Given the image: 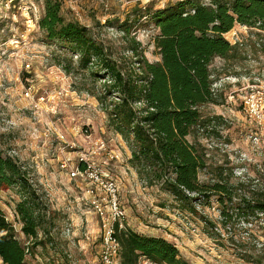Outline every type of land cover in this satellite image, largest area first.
<instances>
[{"label":"rangeland","instance_id":"1","mask_svg":"<svg viewBox=\"0 0 264 264\" xmlns=\"http://www.w3.org/2000/svg\"><path fill=\"white\" fill-rule=\"evenodd\" d=\"M30 1L22 3L30 5ZM32 1L36 9L30 13L3 12L8 17L0 35V151L29 169L46 192L48 206L39 230L38 240L43 243L36 245L22 231L16 211L21 195L16 188L0 189V208L16 236L31 248L25 264H103L101 221L90 206L87 186L63 167L77 164L84 152L99 147V141L105 146L97 151V162L121 181L125 227L166 238L190 264H264L263 214L246 217L244 207L236 209L228 199L224 205L216 194L210 199L202 196L193 213L161 184L148 185L139 176L131 163V145L110 126L96 96L105 92L112 76L95 58L82 68L79 54L51 40L39 25L46 0ZM170 1L179 0H62L61 13L66 21L85 25L104 44L111 60L126 69L133 63L137 66V57L124 27H130L131 37L141 42L140 54L152 62L160 60L152 13ZM226 37L236 47L234 52L216 57L211 64L221 103L202 107L208 125L195 129L188 139L206 153L201 184L223 180L234 187L244 184L239 194H261L264 136L258 143L252 139L259 130L247 119L236 90L247 79L264 75V30L237 23ZM224 207L229 219L223 216ZM0 264H5L1 258Z\"/></svg>","mask_w":264,"mask_h":264},{"label":"trees","instance_id":"2","mask_svg":"<svg viewBox=\"0 0 264 264\" xmlns=\"http://www.w3.org/2000/svg\"><path fill=\"white\" fill-rule=\"evenodd\" d=\"M45 3L39 25L47 36L79 54L82 68H88L95 58L112 76L105 92L96 96L107 111L110 126L131 145V163L148 185L161 184L183 209L193 213L202 196L210 199L216 194L224 205L228 199L236 209L244 207L246 217L264 215V193L239 194L244 184L234 187L223 180L201 184L199 173L207 166L206 153L188 139L195 129L208 125L202 107L221 103L213 91L216 80L211 64L216 57L226 58L234 52L236 47L226 34L237 23L264 30V0L170 1L152 13L160 60L152 62L140 54L141 42L131 37L130 27H124L137 57V66L133 63L126 69L111 60L104 44L85 25L66 21L62 0ZM13 188L21 195L16 211L22 231L34 244L43 243L38 239L48 215L46 192L24 164L0 151V189ZM223 216L230 218L226 207ZM118 238L122 264H143L142 257L159 264H190L164 237L124 227L118 228ZM28 251L31 248L16 236L13 223L0 208V258L5 264H25Z\"/></svg>","mask_w":264,"mask_h":264},{"label":"built area","instance_id":"3","mask_svg":"<svg viewBox=\"0 0 264 264\" xmlns=\"http://www.w3.org/2000/svg\"><path fill=\"white\" fill-rule=\"evenodd\" d=\"M22 1L24 0H0V35L4 29V20L8 17L3 12L9 13L18 9L30 13V10L36 9V4L32 0L30 5L23 4ZM31 65L28 63L26 67L31 68ZM217 85L218 83L215 81L213 84L215 93L218 91ZM236 92L247 119L260 131H254L251 134L252 139L258 143L264 136V75L247 79ZM26 95L31 96L29 91L26 92ZM234 98L235 96H232V101ZM44 99V97L41 98V100ZM98 146L91 151L84 152L74 166L64 163L63 167H69L71 177L80 180L87 186L86 193L89 195L90 206L100 218L101 261L103 264H122L118 228L125 227L127 209L120 198L121 181L96 160L95 155L100 148L105 146V142L99 141ZM68 232H70V228H68Z\"/></svg>","mask_w":264,"mask_h":264}]
</instances>
